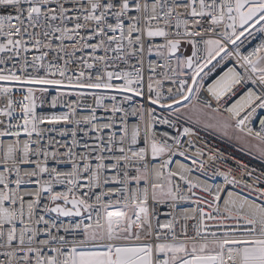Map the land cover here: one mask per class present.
<instances>
[{"label": "snow or ice", "instance_id": "6c2138e0", "mask_svg": "<svg viewBox=\"0 0 264 264\" xmlns=\"http://www.w3.org/2000/svg\"><path fill=\"white\" fill-rule=\"evenodd\" d=\"M0 82V264H264V170L181 123L264 161V0H0Z\"/></svg>", "mask_w": 264, "mask_h": 264}, {"label": "built area", "instance_id": "2783aa9c", "mask_svg": "<svg viewBox=\"0 0 264 264\" xmlns=\"http://www.w3.org/2000/svg\"><path fill=\"white\" fill-rule=\"evenodd\" d=\"M159 42V40L157 41ZM258 42V41H256ZM31 53L29 54V59H31ZM214 78V77H213ZM211 80L208 81V83H210ZM0 86H9V87H13V91H14V95H13V99L14 100H21L23 97L20 94L19 91H17V88H19V85H15V84H11L8 82H0ZM26 87H41V86H34V85H25ZM43 87H48L49 91L46 94H43V98L46 101L44 106L38 107L37 108V112L38 114H47V115H52V114H62L64 112L67 111V108H65L62 104L57 105L56 108H52L50 107L51 104V100L54 96H56V87L55 86H47L44 85ZM164 87L165 89L168 87V82L165 81L164 82ZM61 91H67V89L61 88ZM147 91V81H145V92ZM106 95H111L112 93H105ZM36 95L38 97L41 96V94L39 92L36 93ZM137 100V102H142L144 104L147 105V101L144 100L142 97H136L135 98ZM91 102V100L89 101ZM38 105H39V100L37 101ZM105 103L110 104L111 101L110 100H106ZM0 106H2V104H0ZM156 107V106H153ZM82 114H87V112H83ZM97 118L99 122H105L106 121V117L107 115H109L108 113H105L103 111V109H98L97 110ZM183 126H192L193 130H194V137H193V147L191 148V151L194 152L196 148H200L202 149L206 154H211V153H216L218 156L222 157L221 161H218V163H221L222 165H226V166H235L234 165V161L235 160H240L242 163L247 164L248 167L251 168H255L257 170V172H259L260 170H264V161H261L260 159H257L255 156L248 154L247 152L225 142L222 139L217 138L216 136L208 133L205 130L199 129L194 127L193 125H188L186 122L182 121L181 122ZM58 128H71V125H58ZM158 127H162V126H158ZM182 130V128H181ZM108 130H105V135H107ZM51 135H55V133H51ZM79 137L83 140V139H87L88 143H93V138L95 136L94 133L90 134L89 137H83L82 133L78 134ZM57 139H61L60 137H56ZM186 139V138H185ZM64 141L66 142H70L71 140V136H67L63 138ZM206 159V156L204 157ZM177 159H183L180 157H177ZM188 164H191V161H187ZM214 169H209V172H211ZM193 176L198 177L199 179L202 180H207V182L212 183L214 185H219L222 183V177H213L210 174L208 176H205L203 173L200 172H193L192 173ZM57 190H61L60 186H57ZM197 192H199V190H197ZM195 205L193 204H188V203H184L182 205H180L179 207L181 209H189L191 207H194ZM170 210L165 207V206H160V218L163 219L164 218V214L169 212ZM65 223L69 222L68 218H63Z\"/></svg>", "mask_w": 264, "mask_h": 264}, {"label": "rangeland", "instance_id": "374dc122", "mask_svg": "<svg viewBox=\"0 0 264 264\" xmlns=\"http://www.w3.org/2000/svg\"><path fill=\"white\" fill-rule=\"evenodd\" d=\"M193 119H195V114L193 115ZM202 119H203V120H207V117H202ZM192 125H193L194 127H196V128H199V129L205 130V131H207L208 133H210V134L216 136L217 138L222 139V140H224L225 142H227V143H229V144H231V145H233V146H235V147L241 149L240 145L236 143V141H235L234 138H233V139H229L227 136L223 135L221 132L216 131L215 129H212V128H205V127H203V124H200V125L192 124ZM241 150H242V149H241ZM243 151L247 152V150H243ZM247 153H248V152H247Z\"/></svg>", "mask_w": 264, "mask_h": 264}]
</instances>
